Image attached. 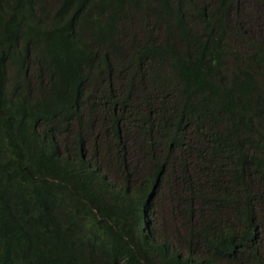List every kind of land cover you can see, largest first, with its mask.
<instances>
[{
  "label": "trees",
  "instance_id": "trees-1",
  "mask_svg": "<svg viewBox=\"0 0 264 264\" xmlns=\"http://www.w3.org/2000/svg\"><path fill=\"white\" fill-rule=\"evenodd\" d=\"M241 4L0 0V264H264V34Z\"/></svg>",
  "mask_w": 264,
  "mask_h": 264
},
{
  "label": "rangeland",
  "instance_id": "rangeland-1",
  "mask_svg": "<svg viewBox=\"0 0 264 264\" xmlns=\"http://www.w3.org/2000/svg\"><path fill=\"white\" fill-rule=\"evenodd\" d=\"M241 1L243 13L237 16L241 26L247 30L255 31L258 29L259 33L264 34V21L262 19V16H264V0ZM132 147L131 144H125L123 148L126 162L129 163L130 166L133 165L137 157V153ZM112 158V156L107 155L102 149L96 156L101 166H106L111 174L116 166V161ZM174 197H176L175 190H173L171 186L165 185L159 188L155 197V217L159 232L177 243L173 227H175L176 224L181 225L182 220L174 216V210L177 206Z\"/></svg>",
  "mask_w": 264,
  "mask_h": 264
}]
</instances>
